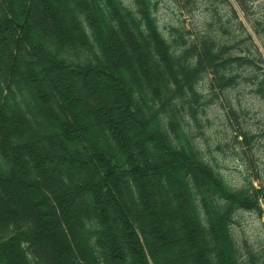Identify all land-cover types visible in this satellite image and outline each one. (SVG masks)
I'll use <instances>...</instances> for the list:
<instances>
[{
    "label": "trees",
    "instance_id": "16d2710c",
    "mask_svg": "<svg viewBox=\"0 0 264 264\" xmlns=\"http://www.w3.org/2000/svg\"><path fill=\"white\" fill-rule=\"evenodd\" d=\"M223 1L220 35L163 27L158 0H0V264H264L233 231L264 181H229L197 135L208 75L264 98ZM230 112L240 142L264 135Z\"/></svg>",
    "mask_w": 264,
    "mask_h": 264
},
{
    "label": "rangeland",
    "instance_id": "374dc122",
    "mask_svg": "<svg viewBox=\"0 0 264 264\" xmlns=\"http://www.w3.org/2000/svg\"><path fill=\"white\" fill-rule=\"evenodd\" d=\"M231 1L238 9V19L244 23V26L239 25L238 20L233 19L236 33L241 37L247 30L264 57V35L260 37L253 24L264 20V0H254L248 13L239 7L236 0ZM158 4L157 17L163 27L173 23L185 24L195 34L205 30L213 21V26L222 35L220 20L222 14L225 18V13L231 8L223 0H158ZM257 27L264 33L261 25ZM245 40L250 42L249 38ZM210 83L211 76L208 75L204 79V89L212 101L206 107L204 127L197 132L198 140L229 181L241 184L246 178H251L259 186L260 179L264 181V135L261 131L264 126V98L251 88L250 82L225 91ZM230 106L238 111L241 124L249 130L261 131L250 144L240 142L241 136L235 138L239 123L230 112ZM236 220L233 231L238 237L246 238L253 245L264 243V213L240 211Z\"/></svg>",
    "mask_w": 264,
    "mask_h": 264
}]
</instances>
